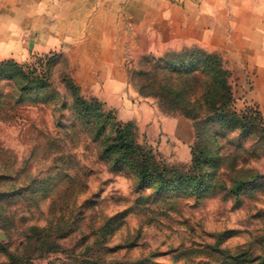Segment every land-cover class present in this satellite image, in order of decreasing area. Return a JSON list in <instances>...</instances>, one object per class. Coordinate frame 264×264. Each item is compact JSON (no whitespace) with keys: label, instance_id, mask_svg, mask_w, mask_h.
Returning <instances> with one entry per match:
<instances>
[{"label":"rangeland","instance_id":"rangeland-1","mask_svg":"<svg viewBox=\"0 0 264 264\" xmlns=\"http://www.w3.org/2000/svg\"><path fill=\"white\" fill-rule=\"evenodd\" d=\"M240 1L0 0V63L44 85L21 92L0 72V264H264V19L241 22ZM203 63L225 71L230 109L263 135L210 120L206 144L217 133L214 149L237 156L224 184L203 190L210 169L197 190L175 189L194 122L140 86ZM69 81L97 105L87 121ZM118 130L166 172L115 160L104 145ZM230 176L244 180L236 195Z\"/></svg>","mask_w":264,"mask_h":264},{"label":"trees","instance_id":"trees-1","mask_svg":"<svg viewBox=\"0 0 264 264\" xmlns=\"http://www.w3.org/2000/svg\"><path fill=\"white\" fill-rule=\"evenodd\" d=\"M207 56L211 57L213 54H207ZM0 72L3 73L2 76L6 80L21 92H23L24 88H44V85L39 81L31 82L32 85L27 86V81L29 80L28 74L22 71V68L11 60H5L0 63ZM224 72V70L213 63H203L192 71L185 67L178 69H172L170 67L167 71L163 69L159 80L155 78L147 79L140 86V92L142 94L159 97L164 107L178 110L182 116L190 118L194 122L197 141L192 148L191 166L188 171L174 178H169V183L175 189L184 188L183 185H187V187L194 185L197 190V188L201 187L200 184L203 183V178L207 176L206 173L210 169L213 172L203 190L215 188L220 182L224 184L222 177L227 175L225 166L235 160L237 156L225 151L222 145L214 149L216 144H220L217 142V133H211V138L213 137V141H210L212 142V146L206 144V140L204 139L210 136L209 132L206 131L210 120L216 121L221 128L226 129L228 132L251 133L253 136L263 135L262 128H259L253 122L248 124L244 115L230 109L228 85L222 78ZM142 74L145 77L149 75L145 72H142ZM68 87L74 97L76 113L80 115L82 120H89L92 113L95 112L96 114L97 105L88 104L84 101L79 96L78 87L72 81H69ZM7 99V93L0 94V107L8 104ZM125 139V136L118 130L110 144L107 145L105 143L104 145L107 152L115 157V160L122 159L124 155L129 153L133 154L136 158L141 176L149 173L161 175L163 173L161 171L163 170L166 172L165 169L159 171L157 162L152 159L148 160L145 154L139 153L138 147L134 146L131 141ZM230 142L232 143V140H229ZM243 182L244 180L242 178L230 176L226 188L230 193L236 195L240 192V185Z\"/></svg>","mask_w":264,"mask_h":264},{"label":"crops","instance_id":"crops-1","mask_svg":"<svg viewBox=\"0 0 264 264\" xmlns=\"http://www.w3.org/2000/svg\"><path fill=\"white\" fill-rule=\"evenodd\" d=\"M254 1L257 2L256 4L261 5V7H260V11H261V8L264 7V0H254ZM215 3H216V0H204L203 6L204 7L207 6L208 8H211V7L213 8V7H215ZM239 3L244 8V10L242 12H240V15H241V13L243 15V19H239L241 22L243 21L245 23L251 24V23L257 22L259 17L264 19V12L260 13V16H259L256 13V10H253V9L251 11L248 10V8L253 5V0H243V1L241 0ZM8 37H9L8 33L6 31L2 30L0 33V39H6Z\"/></svg>","mask_w":264,"mask_h":264}]
</instances>
